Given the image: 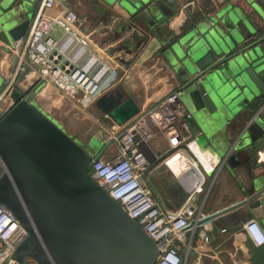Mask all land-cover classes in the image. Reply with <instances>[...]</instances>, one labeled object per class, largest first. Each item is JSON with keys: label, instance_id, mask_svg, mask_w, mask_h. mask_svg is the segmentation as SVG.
<instances>
[{"label": "water", "instance_id": "water-1", "mask_svg": "<svg viewBox=\"0 0 264 264\" xmlns=\"http://www.w3.org/2000/svg\"><path fill=\"white\" fill-rule=\"evenodd\" d=\"M25 1L0 0V41L22 37L28 22L22 11ZM107 1H118L130 11L151 0ZM262 1H253L250 12L222 7L172 34L154 57L171 87L164 101L178 93L172 103L193 116L195 136L190 140L198 150L217 155L218 162L232 169L248 170L251 186L241 204L260 219L264 174L254 170L263 166L257 155L264 149ZM12 97L14 105L0 113V159L6 166L0 202L28 233L16 247L15 259L21 264H156L161 246L91 174L114 139L93 151L35 103L42 97L38 89L23 93L15 88ZM95 105L119 126L142 124L146 115L121 91L105 93ZM142 138L136 130L135 140L140 144ZM181 264H187L185 257Z\"/></svg>", "mask_w": 264, "mask_h": 264}, {"label": "crops", "instance_id": "crops-1", "mask_svg": "<svg viewBox=\"0 0 264 264\" xmlns=\"http://www.w3.org/2000/svg\"><path fill=\"white\" fill-rule=\"evenodd\" d=\"M40 1H25L28 6L22 11L28 22L21 28L20 36L28 33ZM253 1L255 0H151L141 1L130 11L118 1L70 2L71 7L82 18L84 28L96 29L95 43L105 51L95 49V52L108 61L113 69L107 92L121 91L126 97H132L140 107V112L146 114L143 123L138 124V131L143 136L140 147L153 163L146 181L155 200L162 208L175 210L199 186L193 201L196 207L195 224L186 232L184 254L188 256L187 264H264V245L255 246L242 229L249 218L258 219L263 226L264 219L256 217L248 206L241 204L251 186L248 170L242 166L232 169L229 165L218 162L217 155L200 152L202 161H197L198 170L193 167L187 173L183 172L181 180L171 172L178 165L177 161L171 160L169 166L164 163L170 152L169 143L160 133L157 123L149 119L148 111L171 93V87L154 57L164 49L172 34L184 31L227 5L247 12L253 11ZM262 5L264 7V1ZM262 28L264 36L263 22ZM14 40L0 41L1 75L13 69L16 63L10 50L6 51L4 48H8ZM262 50L264 53V43ZM39 84L33 88L39 90L42 96L39 100L44 101L46 109L62 122L70 135L85 136V141L75 138L93 151H98L106 139H110L109 129L113 122L96 105L86 111L69 109L68 104L57 101L55 94L50 99V93L53 92L48 93L46 89L42 91ZM53 99L60 105L52 106ZM180 106L177 103H166L168 111L182 117L188 111L184 113ZM88 119L92 123L91 133H88L91 134L90 138H87V132H83V123ZM192 122L194 126V120ZM95 145H100V148ZM116 151L117 144L113 143L102 156L105 159L111 158ZM209 170H213L211 175L206 173ZM254 171L256 175L264 174V165ZM224 228L225 231L222 230ZM204 233L209 236L207 242L204 241Z\"/></svg>", "mask_w": 264, "mask_h": 264}, {"label": "built area", "instance_id": "built-area-1", "mask_svg": "<svg viewBox=\"0 0 264 264\" xmlns=\"http://www.w3.org/2000/svg\"><path fill=\"white\" fill-rule=\"evenodd\" d=\"M71 6L70 0H41L28 33L8 46L16 63L13 69L2 73L0 113L5 114L14 105L12 91L15 88L28 93L40 82L42 91L53 92L50 99L55 94L57 101L68 104L69 109L81 111L94 106L107 92L113 69L95 52V49L105 51L95 43L96 29L84 28L82 18ZM177 96L178 93H174L167 100H161L148 111V117L157 123L169 143L170 152L164 163L169 166L172 159L178 158L185 174L190 168H198L197 161L202 158L195 142L190 140L195 136L192 114L179 117L166 109V103L175 102ZM51 103L52 106L60 105L54 99ZM123 128L125 130L119 135ZM136 130L138 125L126 127L113 123L109 131L117 151L111 158L101 156L94 162L91 174L161 246L156 264H181L182 257L188 263L184 246L186 232L195 223L193 201L199 186L190 192L180 208H162L147 185L146 175L153 163L135 140ZM257 158L264 165V149L258 152ZM4 172L6 166L0 159V176ZM171 172L180 178L181 174L175 170ZM242 229L255 246L264 245V226L258 219L249 218ZM27 234L19 219L0 202V264H21L15 259L14 252ZM203 238L209 241L206 233Z\"/></svg>", "mask_w": 264, "mask_h": 264}, {"label": "rangeland", "instance_id": "rangeland-1", "mask_svg": "<svg viewBox=\"0 0 264 264\" xmlns=\"http://www.w3.org/2000/svg\"><path fill=\"white\" fill-rule=\"evenodd\" d=\"M70 2H71L72 4H75V3H76V0H70ZM0 77H1V76H0ZM1 78H2V77H1ZM1 78H0V79H1ZM1 80L4 81L3 78H2ZM2 84H3V82H2ZM0 85H1V82H0ZM39 86H40V87L42 86V83H41V82H40ZM38 91H39V90H38ZM35 103H36L41 109H45V108H46V105H45L44 101H42V100H39V99L37 100V99H36V102H35ZM52 117H53L56 121H59V120L57 119L56 116H53V115H52ZM55 120H54V121H55ZM84 121H85V120H84ZM59 123L62 124V122H60V121H59ZM91 124H92V123L90 122L89 119L86 120V121L83 123V126H84L83 132H87V135H86L87 138H90V135H91V134L88 135V133H91V131H90V126H91ZM92 136H97V135H92ZM75 137L78 138V139H82V140H84V141H85V139H86L85 136H82L81 134L76 135ZM95 147L98 148V146H96V145H95Z\"/></svg>", "mask_w": 264, "mask_h": 264}, {"label": "bare ground", "instance_id": "bare-ground-1", "mask_svg": "<svg viewBox=\"0 0 264 264\" xmlns=\"http://www.w3.org/2000/svg\"><path fill=\"white\" fill-rule=\"evenodd\" d=\"M201 157H202V156H201ZM172 160H175V161H177V163H178V158H176V159H172ZM179 170H180V171H179ZM194 170H198V168H194ZM175 171H176V172L179 171L178 174H182V173L184 172V170H183V166L180 165V164H178V165L176 166V168H175Z\"/></svg>", "mask_w": 264, "mask_h": 264}]
</instances>
